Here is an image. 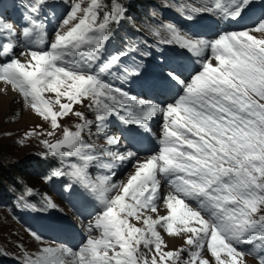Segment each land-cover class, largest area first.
Segmentation results:
<instances>
[{
    "label": "snow or ice",
    "instance_id": "snow-or-ice-1",
    "mask_svg": "<svg viewBox=\"0 0 264 264\" xmlns=\"http://www.w3.org/2000/svg\"><path fill=\"white\" fill-rule=\"evenodd\" d=\"M65 2L68 11L50 40L44 11L49 0H28L27 24L20 33L0 17V82L19 92L53 130L60 127L58 118L89 100L88 107L96 113V134L103 135L109 146L120 144V138L109 132L111 118L149 134L159 117V147L143 162L131 150H102L105 160L99 166L108 174L94 178L88 168L98 157L83 139L92 122L75 112L83 119L75 131L64 128L62 139L43 143L52 155L78 162L68 164L67 171L53 169L48 178L71 177L99 206L78 248L45 243L31 232L43 246L34 253L26 251L23 264H210L202 255L205 250L215 264H244L245 255L264 264V214H260L264 212V9L250 27L210 38L172 22L158 27L155 35L160 42L178 46L198 67L187 78L176 67L166 71L165 81L180 92L172 103H156L116 86L122 78L140 75L139 64L123 65L135 48L106 51L111 25L125 15L119 0H111L110 7L103 0H88L87 6H82L85 0ZM183 7L189 21L197 14H214L239 23L255 7V0H200L199 6ZM19 37L23 40L18 45ZM47 92L55 99L46 98ZM133 158L134 173L126 182H113L116 163ZM162 180L169 188L166 194L160 192ZM20 200L22 206L32 207L23 196ZM161 206L166 215L158 214ZM55 208L51 199L41 206L44 211ZM161 230L186 234L188 247L164 251ZM94 231L99 234L94 236ZM182 252L188 257L182 258Z\"/></svg>",
    "mask_w": 264,
    "mask_h": 264
},
{
    "label": "rangeland",
    "instance_id": "rangeland-1",
    "mask_svg": "<svg viewBox=\"0 0 264 264\" xmlns=\"http://www.w3.org/2000/svg\"><path fill=\"white\" fill-rule=\"evenodd\" d=\"M1 1L2 0H0V3ZM22 1H23L22 2L23 6L14 7L15 12L13 11L10 12L6 9L0 10V17L5 18L7 22L12 23L17 33L22 32L23 27L26 26L27 24L26 18L24 19L21 17L24 14L26 17L28 16V12L24 7V5L28 2V0H22ZM107 1L111 4V0H107ZM128 1L129 0H119V2L122 4L123 7L125 5L127 6L126 3ZM145 1L147 0H138V2L140 3H144ZM197 1L198 0H178L179 3L199 6ZM62 2L64 3L65 0H62ZM87 2L88 0H85V4L82 6H87ZM103 3L105 4V0H103ZM1 7L2 5H0V9ZM258 8L259 7L255 5V7L252 9L249 15L246 17H250V15H252V12L256 11ZM174 10L178 11L180 17L176 18L175 15H173L172 19L171 20L168 19L165 23L172 22L177 26H180L184 31L189 33H197L203 38H210L213 34L218 32H223L227 30H238L245 26L250 27L255 17L258 16L256 14L254 17H252L251 23L249 24L247 23L246 25L244 24L243 27L241 26L237 27L235 26L236 22L222 20L214 14H202V15L197 14L194 21H189L184 17V14H187L184 10V7L175 6ZM67 11H68V6H66L64 9L61 4V13L57 16L54 15L51 22H49V20H46V25L50 28V31H48L47 29L49 40L52 38L53 29L56 28L61 17H63V15ZM14 21H16L15 24L13 23ZM129 21L133 22L134 19L130 18ZM158 27L159 25H157L155 29L150 30L153 32V35L151 39L147 38L146 40L147 46H150L152 42H154L155 45H168L165 43H161L160 42L161 37L155 35V30ZM256 35L259 38V34ZM17 39H19L20 42L22 43L23 40L22 37H19ZM173 46L176 51L173 52L172 55H169L167 57L166 65L173 64V66H175V64L178 63V57H180L183 62H190L192 64L190 73L193 71V69L198 67V65L193 63L192 58L184 50L180 49L176 45ZM45 47H47V45H45ZM17 50L18 49H15L16 54L18 53ZM147 59H149V57H147ZM0 62H3V60L0 59ZM17 93L21 97V100H23L24 102V107H22V109L24 110L22 112L16 110L8 111L6 113L8 115H6L5 112H3L4 115L3 116L2 114L0 115V165L1 163H3L4 165L12 166L6 168L5 177H9V179L4 180L3 185L6 184L7 187L3 186L1 193L4 194L5 191H7L8 189H10L11 192L12 191L17 192L18 190L16 189V187H19V189L21 188H26L28 190L30 189L31 192H35L39 194L44 200L51 199V201H54V203L57 205V208H55V210L58 212L59 216L68 218L67 213L69 212L66 206L62 205L61 201L56 196H53L48 192L45 183L39 178L35 177L30 169V167L33 164L38 162L39 158L48 155L49 151L46 148L43 141L48 140L49 143H55L56 141L63 138L64 128H68L72 131H75L76 130L75 126L79 123H82L83 119L91 121L92 125L90 130L86 129L83 136L87 139L88 144L93 146V151L95 155L98 157L96 162L94 164H91V169H90L91 175L94 178H95L94 173L100 172V170H102L98 168L101 160H105L104 157L100 156L102 150L123 152L126 149L123 148L120 144L116 146H109L107 145L106 141H104L105 138L103 135L96 134V127H95L96 113L88 107V105L90 104L89 100H84L82 104H75L72 113H69L67 116L63 118H58V123L60 127L53 130L50 121L43 120L25 102L22 95L19 92ZM45 97L54 100L55 94L47 92L45 93ZM61 102L64 103L67 101L64 98H61ZM53 107L54 110L59 109L58 105H53ZM75 112L82 113L83 119L81 117H77L76 115H74ZM110 130L112 129L109 128V132L111 133ZM53 131L54 134L52 136L47 135L48 132H53ZM28 133H34V134L29 136L27 135ZM87 141L85 140V142ZM142 159L144 158L140 157V161ZM69 160L70 158L63 157V162L65 164L68 163ZM134 164L135 161L132 163L126 161L122 164L117 163L115 166V168L117 169L115 171H112L113 174L110 177L111 180L113 182H126L129 176L134 173ZM0 174H1L0 175V180H1L3 179L4 176L3 173ZM161 184L162 187L164 186L163 187L164 191L163 192L161 191V194H166L169 191L168 186L165 187L167 184L166 181L162 180ZM14 185L16 186L13 187ZM5 200H9V197H6ZM8 207L9 206L6 205V201H4L0 196V255L7 257V259L9 260L16 261L19 264H23V258H24L23 254L26 251L29 253L37 252L43 245L40 242L33 239L31 232H28L21 227V225L15 219L16 216H19L18 212L13 211L14 213H12L11 209ZM60 210H63L64 213L60 212ZM17 211H19L18 206H17ZM158 214L166 215L167 214L166 209L161 206L158 209ZM260 214H264V212ZM31 215L33 217L37 216L36 213H31ZM151 215L155 217L157 214L152 213ZM133 223H137V222L133 220ZM85 224L87 225V223ZM137 227H143V224L137 223ZM86 233L88 235L87 229H86ZM161 233L165 236L164 240H166L165 243L167 245L164 251L178 250L181 249L182 247L184 248L188 247L185 244L186 234H181L178 236L168 235L163 230H161ZM92 234L96 236L98 233L94 231ZM41 236L43 237L45 243L60 245V243L53 242L54 238H52L50 234H49V239H47L46 236L44 235ZM58 241H60V239ZM170 242H175V246L171 245ZM242 247L247 248V245ZM142 250L144 249L142 248ZM202 255L204 256V258L209 259L210 264H215L214 258L211 257L210 253H208L206 250L202 253ZM181 257L187 258L188 253L182 252ZM244 257L250 259L253 264H258V258L256 256L245 255Z\"/></svg>",
    "mask_w": 264,
    "mask_h": 264
},
{
    "label": "bare ground",
    "instance_id": "bare-ground-1",
    "mask_svg": "<svg viewBox=\"0 0 264 264\" xmlns=\"http://www.w3.org/2000/svg\"><path fill=\"white\" fill-rule=\"evenodd\" d=\"M15 43H16V41H15ZM19 50H17L18 51L17 56H19ZM21 59L23 60L22 57H21ZM22 107H24V102H23V100H21V97L18 95L17 91L12 90V88H11L10 85H7V84H5L3 82H0V115L2 114V116H3L4 115L3 112H5V114H6L8 111H14V110L19 111V112H22L24 110V109H22ZM6 115H8V114H6ZM25 117H23V118H25ZM157 118H155V119H157ZM147 157H149V156H147ZM147 157H145L144 159H142L141 162H143V160H145ZM133 160H134V158H133ZM133 160H129L130 163H132ZM116 169L117 168L114 167L112 169V171H115ZM163 187H162V184H161V186H160V192L161 191L162 192L164 191ZM162 236L165 239V236L163 234H162ZM33 239H35V238L33 237ZM165 242H166V240H165ZM170 244L173 245V246H175V242H170ZM243 261H244V264L245 263L246 264H253L251 262V260L248 259L247 257H243Z\"/></svg>",
    "mask_w": 264,
    "mask_h": 264
},
{
    "label": "trees",
    "instance_id": "trees-1",
    "mask_svg": "<svg viewBox=\"0 0 264 264\" xmlns=\"http://www.w3.org/2000/svg\"><path fill=\"white\" fill-rule=\"evenodd\" d=\"M105 4H107V5H109V6L111 5L107 0H105ZM6 5L10 7V6H11V2H10L9 0H7V1H6ZM137 6H138V3H137V0H135V2L133 3V5L131 6V7H133V8H132V13H134V12L137 13V11H136ZM7 167H12V166H10V165H9V166H8V165H4L3 163H1V165H0V169H1V170H0V173H3V176H4L3 179L0 180V182L2 183V184L0 183V196L2 197L3 200L6 199L7 194L9 193V190L5 191L4 194L1 193V192H2V189H3L2 187H3V186L7 187L6 184L3 185L4 180H8V179H9V177H5V176H6V168H7ZM16 168H19V167H16ZM0 175H1V174H0ZM8 176H9V175H8ZM0 261H1V260H0Z\"/></svg>",
    "mask_w": 264,
    "mask_h": 264
}]
</instances>
